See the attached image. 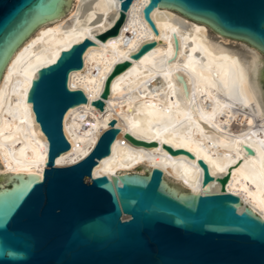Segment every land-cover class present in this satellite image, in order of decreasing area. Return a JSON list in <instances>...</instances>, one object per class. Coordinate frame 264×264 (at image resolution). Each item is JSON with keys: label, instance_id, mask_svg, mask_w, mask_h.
Wrapping results in <instances>:
<instances>
[{"label": "water", "instance_id": "water-1", "mask_svg": "<svg viewBox=\"0 0 264 264\" xmlns=\"http://www.w3.org/2000/svg\"><path fill=\"white\" fill-rule=\"evenodd\" d=\"M114 23L96 37L116 36L133 2L146 3L145 21L156 8H168L204 24L215 34L237 40L264 55V0H115ZM69 0H0V77L13 51L40 25L67 12ZM95 42L85 37L62 50L55 62L40 68L27 100L44 133L47 159L43 174L0 175V264H264V218L246 202L220 188L202 192L166 183L160 168L93 176L98 160L111 153L120 132L110 120L90 152L78 162L56 166L70 148L63 118L86 103L69 75L83 67V55ZM157 45L142 42L131 59ZM130 60L117 62L91 104L104 109L113 78ZM257 77L264 91V60ZM134 143L149 144L130 134ZM155 144L156 142H151ZM170 153L188 151L173 149ZM202 185L212 181L206 164ZM221 187L224 179L218 177Z\"/></svg>", "mask_w": 264, "mask_h": 264}, {"label": "bare ground", "instance_id": "bare-ground-1", "mask_svg": "<svg viewBox=\"0 0 264 264\" xmlns=\"http://www.w3.org/2000/svg\"><path fill=\"white\" fill-rule=\"evenodd\" d=\"M99 1L110 12H101L93 0H76L66 18L37 27L6 63L0 77V115L6 114L12 125L5 139L20 144L16 153L0 148L2 175L35 174L41 178L48 143L27 100L32 80L40 68L55 62L62 50L89 37L95 44L86 49L82 69L72 71L68 81L70 88L83 90L88 101L65 113L63 131L70 148L64 158L61 153L55 159V165H71L85 157L114 120L120 132L111 153L94 166L93 176L157 167L166 180L188 190L223 188L264 218V101L254 78L259 70L257 60H262L258 51L249 46L256 52L244 55L212 45L167 19L160 10L184 17L168 8L151 13L158 29L155 34L143 18L146 3L137 2L132 3L119 33L103 41L96 35L114 23L119 7L115 0ZM72 19L76 24L63 32ZM55 33L61 37L56 39ZM148 40H156L157 45L139 59H131V52ZM125 59L130 60L129 67L113 78L104 109H97L91 101L99 97L113 66ZM16 133L25 139L20 141ZM127 134L149 144L134 143ZM164 144L193 157L184 152L172 154ZM198 159L213 177L206 186L202 185ZM218 177L224 179L223 187Z\"/></svg>", "mask_w": 264, "mask_h": 264}, {"label": "rangeland", "instance_id": "rangeland-1", "mask_svg": "<svg viewBox=\"0 0 264 264\" xmlns=\"http://www.w3.org/2000/svg\"><path fill=\"white\" fill-rule=\"evenodd\" d=\"M75 1L76 0H71L70 6H69L67 12H65V14L63 16H61V19L66 18L70 14V12L72 11V9L74 7ZM93 1H95L96 5L98 6V8H99V10L101 12H107V13L110 12V9L107 8V6L104 7L100 3L99 0H93ZM160 11L162 12V14L165 15V17L167 19L176 21L180 26L186 28L187 30H189L192 33H195L196 35L201 36L204 40H206L207 42L211 43L212 45H218V46H220L222 48H226V49H228V50H230L232 52H239V53H242L244 55H247V54L252 53V52L255 51L254 49L250 48L247 44H245L243 42L241 43L240 41H237V40H234L233 41V39L230 40V39H226V38H221V37L215 35L213 32H211L208 28H206V27H204V26H202L200 24L194 23V22H192L190 20H187L184 17L178 15L177 13H175L173 11H168V10H160ZM73 22H74L73 19L70 20V21H67L65 23V25H64V28H63L64 31L63 32H66L70 27H72V26H74L76 24V23L74 24ZM52 24L53 23L46 24V25H44L42 27H49ZM35 32L30 37H33L35 35ZM57 37L59 38V37H61V35L60 34L57 35V33H55V38L57 39ZM258 55H259V57L262 60H264V55L263 54H261V53L258 52ZM262 60H260V59L257 60V62H258L257 63V67H259V70L256 71L257 73L254 72V78H256L257 80H258L257 77H262L261 76ZM258 84H259V86L261 88L260 90L262 92V99L264 101V91H263V88H262L260 82H258ZM5 115L4 114L3 115H0V148L1 149H4V150L6 149V150H8V152L16 153L17 146L20 143L14 141L12 139H10L11 141L5 139L6 132L9 131L10 128L12 129V125L8 124L7 120L5 119ZM16 138L19 139L20 141H23V139H25L22 135H20L18 133H16ZM36 142L38 143V141H36ZM47 150H48V148H47ZM64 156H66V153L65 152L61 154V157L62 158H64ZM146 169L149 170V168H147L145 166H141L139 168H136L133 171H138L139 173H143L144 170H146ZM3 173L4 172L2 170V167L0 166V175H2ZM165 180H166V178H165ZM166 181H168V183L170 185L177 186L173 182H170V180H166Z\"/></svg>", "mask_w": 264, "mask_h": 264}]
</instances>
